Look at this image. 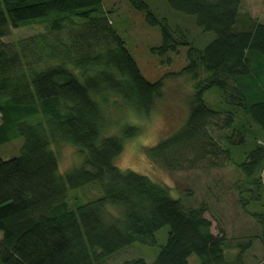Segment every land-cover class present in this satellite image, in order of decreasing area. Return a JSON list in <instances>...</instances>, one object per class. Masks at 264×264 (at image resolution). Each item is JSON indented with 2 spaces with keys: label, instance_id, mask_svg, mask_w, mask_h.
I'll use <instances>...</instances> for the list:
<instances>
[{
  "label": "trees",
  "instance_id": "16d2710c",
  "mask_svg": "<svg viewBox=\"0 0 264 264\" xmlns=\"http://www.w3.org/2000/svg\"><path fill=\"white\" fill-rule=\"evenodd\" d=\"M162 1L213 37L187 50L178 74L194 80L186 116L168 124L146 157L170 174L233 160V150L252 141L251 127L264 133V21L242 12L239 0ZM129 3L159 28L153 55L191 46L144 0ZM107 19L101 0H0V145L22 139L18 157L0 159V264H104L133 244L155 246L163 227L166 241L151 264H188L191 256L200 264H228V240L222 229L212 232L205 205L192 206L189 193L172 196L166 186L114 165L139 130L125 125L119 136L103 137L113 125L104 110L124 106L147 115L164 78H143ZM34 25L42 30L4 42L12 30ZM200 70L208 74L203 82ZM211 90L220 99L214 108L204 101ZM253 140L235 164L247 192L264 181V147ZM63 143L75 146L82 161L60 176L51 147ZM94 185L100 196L70 207L69 191Z\"/></svg>",
  "mask_w": 264,
  "mask_h": 264
},
{
  "label": "rangeland",
  "instance_id": "374dc122",
  "mask_svg": "<svg viewBox=\"0 0 264 264\" xmlns=\"http://www.w3.org/2000/svg\"><path fill=\"white\" fill-rule=\"evenodd\" d=\"M101 2L108 16L107 20L124 41L143 78L150 83L164 78L161 96L155 100L152 110L147 115L139 116L124 106L104 110L106 120L113 125L112 128L106 129L107 131L104 130L103 137L119 136L125 125L134 126L139 130L136 137L124 141L122 152L114 161L115 167L121 171L145 176L154 183L166 186L172 196L184 197V193H189L191 196L188 203L192 206L205 205L207 208L205 217L212 223V232L216 234L222 229L228 240L230 249L224 254L228 264L261 263L263 255L261 240L264 239V181L262 186L247 192L250 186L246 184L235 164L242 162L245 154L253 148V139L264 147V133L251 127L254 134L252 141L250 139L243 146L235 148L232 153L233 160L219 159L215 161V166L204 163L192 172L181 174H170L150 162L145 154V148L155 145L168 124H175L186 116L187 103L194 93V80L186 73L178 74L187 66V50L191 47L202 49L213 36L198 29L193 18L171 11L162 0H144L152 14L165 19L170 27L182 31L191 44L190 47H182L177 53H170L161 58L151 53L153 48L161 45L158 27L147 25L144 15L134 10L129 0ZM239 3L242 12L249 13L260 22L264 21V0H239ZM41 30L42 25L12 30L4 42L13 43L33 36ZM207 78L208 74L205 71H198L197 81L203 82ZM204 101L213 108L219 106L218 92L216 90L206 92ZM21 145L22 139L0 145V159L7 161L18 157ZM51 149L55 154L60 176L79 166L82 161L78 149L71 144L63 143L57 147L52 146ZM100 194L95 185L69 191V205L74 208L75 203L83 204ZM245 200L248 203L243 205ZM168 230V227H163L156 233L155 246L133 244L106 258L104 264H119L131 259H142L145 264H151L160 247L165 244ZM188 264H200V261L196 256H191Z\"/></svg>",
  "mask_w": 264,
  "mask_h": 264
},
{
  "label": "built area",
  "instance_id": "2783aa9c",
  "mask_svg": "<svg viewBox=\"0 0 264 264\" xmlns=\"http://www.w3.org/2000/svg\"><path fill=\"white\" fill-rule=\"evenodd\" d=\"M0 119H1V115H0Z\"/></svg>",
  "mask_w": 264,
  "mask_h": 264
}]
</instances>
